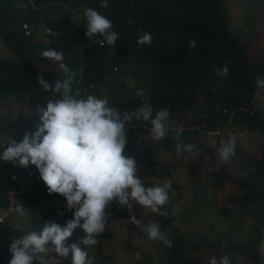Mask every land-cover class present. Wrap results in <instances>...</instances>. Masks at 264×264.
<instances>
[{"label":"trees","instance_id":"obj_1","mask_svg":"<svg viewBox=\"0 0 264 264\" xmlns=\"http://www.w3.org/2000/svg\"><path fill=\"white\" fill-rule=\"evenodd\" d=\"M224 1L115 0L111 7L101 8L100 0H75L70 8L58 6L56 9L52 2L59 4L60 0H0V41L5 48L19 56L17 60H0V101L5 96H11L14 101L21 104V112L24 109L29 110L28 115L34 112L36 130L39 123L37 105L45 106L49 100L59 98L52 91H45L37 83L36 76L41 74L49 82L62 76L59 66L57 70L40 69L36 63L46 60L40 55L41 51L55 49L63 52L64 63L71 70L80 73L72 85L74 91L79 90L83 96L92 94L101 98V92L104 89L99 88L104 86L105 90H114L115 95L111 97L114 98L113 106L119 108L121 112L135 109L140 105L141 98L135 95L137 89H142L146 93L144 98L152 104L154 112L168 107L173 115L180 107L197 108V116L193 125V131L196 134L192 133V136H188L183 130L180 137L185 145L196 146L192 152L205 151L213 159L208 141H198L196 138L199 135L202 139L211 137L210 134L214 132H217L219 136L228 129L227 125L235 127L240 123H246L248 130L259 128L264 139V118H258L260 110L253 104L254 94L259 87L256 84V78L260 77L264 80V58L254 65L248 61L246 43L239 44L237 35L232 34L227 28L225 14L220 7ZM48 2L58 13L57 17H51L52 9ZM86 7L97 9L111 20L113 30L118 33L119 37L115 45H107L100 35L94 36H100L103 40L101 45L95 44L82 52L79 47L67 49L65 43H60L63 38L64 42L69 40L70 36L63 31V28L76 13H80V30L87 38L85 35L87 23L83 16V9ZM40 18H43L42 36L46 29L49 33L44 36L46 41L42 37L39 42L36 41L38 39L36 24ZM24 23L31 30L28 36H24L21 30V25ZM138 28L151 33L153 36L151 46L137 45V37L142 34L137 32ZM193 39L196 44L190 51L189 42ZM105 47L110 51L108 56L104 50ZM95 49H99V52ZM106 59H109L112 71L115 72H118L120 64H123V69L119 71V79L127 71L132 78V85L119 81L120 84L115 89H111L113 86L109 83L110 79L105 83H100V79L106 74ZM226 62H230L227 75L222 72ZM94 87L96 89H93ZM110 96L109 93L106 98L109 100ZM29 117L31 116L18 117L9 126L15 128L17 121L21 120L25 122L24 126H27ZM127 128L126 152L137 159V175L146 187H152L154 184L160 185L158 179L168 175L169 164L159 163L151 146L145 145L141 140L146 129L151 128L150 124H142L133 120ZM174 130L170 129L166 138L156 140V145L176 155ZM236 152L235 150V154ZM255 154H258V158L253 160L237 155L236 158L246 168L244 174L237 180L231 179L225 172L227 165L223 164L224 161H220L219 164L214 163L210 172L205 175L207 179L204 180V187H207V184H211L215 189L223 185L232 186L231 192L226 191L223 203L216 208L217 213L224 220H228L229 215L237 206L258 204L264 208L262 203L264 201V140L262 148ZM183 155L185 152L181 156ZM241 163L237 165L241 166ZM215 167L217 169L214 171ZM12 174L15 180L10 179ZM25 178H30L33 183L26 185L18 197L29 209L37 208V215L30 221L26 232L39 231L48 221L64 225L65 221L72 218V212L65 208V199L59 194L48 192L34 165L22 168L17 162L3 160H0L1 211H8L7 193L24 185ZM176 188L177 186L172 182L171 190H176ZM40 199L45 201V204L39 207L37 204ZM175 199L176 197L169 199L164 206L166 215L153 213L161 229L168 227L171 223L170 210L174 206ZM198 201V206L203 203ZM107 211L110 213L107 219L127 220L129 217V213L121 209L116 202H113ZM246 215L247 212H244L242 218ZM258 222L260 223V220ZM258 222H256L257 225ZM228 224L231 228L228 234V239H230L235 234L236 228L235 225ZM263 224L261 222L259 229L255 224L251 226L252 230L257 233L254 239L250 233H247L252 236L247 240L249 245H251L250 242H257L260 236L258 231L263 228ZM136 229L139 228L128 223L125 233L128 235L135 231L138 234L140 231ZM21 235L6 223L0 224V264H8L12 258L9 245L13 238ZM84 236L85 233L79 228L72 235L78 239ZM109 236L110 233L104 232L96 237L98 243L92 248L93 252L88 253L93 263L116 264L101 250V242ZM197 240L202 241L199 237H196L195 241ZM174 241L171 249L163 244L160 246L162 252L174 258L171 261L172 264H202L199 259L201 256L189 258L187 255L190 252H196L195 243L177 239ZM176 242L179 243V247L176 246ZM222 245L225 246L224 243ZM184 246H188V249H183ZM206 246L211 247L212 243H206ZM251 255L252 264H264L258 252L253 251ZM53 256L56 259L54 252ZM60 261L61 264H72L70 257L60 258Z\"/></svg>","mask_w":264,"mask_h":264},{"label":"clouds","instance_id":"obj_2","mask_svg":"<svg viewBox=\"0 0 264 264\" xmlns=\"http://www.w3.org/2000/svg\"><path fill=\"white\" fill-rule=\"evenodd\" d=\"M100 7L107 8L108 0H101ZM83 16L87 23L85 35L88 39L100 35L107 45L116 44L119 37L113 30L111 20L91 7L83 9ZM24 24L27 26V34L24 29L21 30L24 36H28L31 30ZM137 32L142 33L137 37V45L151 46V33L142 28H138ZM48 33L47 29L44 30V36ZM195 44L194 39L189 42L190 51ZM40 55L58 63L62 76L49 82L43 75L37 74V83L59 98L49 100L45 106L37 105L39 123L36 130H26L19 143L9 140L0 160L17 162L22 168L34 165L48 192L59 194L65 199V208L72 212V218L65 221L64 225L54 221L45 222L39 231L32 230L13 238L9 245L12 258L8 264H61L60 259H45L41 256L50 250L56 257H70L72 264H93V260L81 245L94 246L98 243L96 237L105 232L110 214L107 210L114 201L121 209L128 211L127 223L143 226L149 240L161 242L171 249L173 241L166 231L161 230L158 223L142 225V221L133 214L135 205L149 209L157 215H166L164 206L169 202L171 182L165 181L162 185L146 187L137 175L136 157L126 152L127 126L133 120L150 124L155 140L166 138L170 131L169 108L163 107L154 112L152 104L144 98L146 93L137 89L135 95L141 98L140 105L121 112L106 97L98 98L92 94L83 96L79 90H73L72 85L80 73L71 70L64 63L62 51L46 49ZM228 63L230 62H226L222 69L225 75L228 73ZM256 84L264 86V80L257 77ZM182 133V127L175 128L173 139L176 141V155L189 152L192 157L199 153L192 152L195 145L184 144L180 139ZM217 134L212 133L215 136ZM235 147V139L229 138L218 150L221 160L227 162L234 156ZM10 179L15 180V176L10 175ZM24 188L25 185H20L17 190L9 191L8 199L18 197ZM23 209L18 204L16 212L23 215ZM78 228L85 236L79 243H69ZM136 256L139 259L140 253L137 252ZM209 264H231V260L228 255H223L219 261L212 257Z\"/></svg>","mask_w":264,"mask_h":264},{"label":"rangeland","instance_id":"obj_3","mask_svg":"<svg viewBox=\"0 0 264 264\" xmlns=\"http://www.w3.org/2000/svg\"><path fill=\"white\" fill-rule=\"evenodd\" d=\"M74 1L75 0H60L59 4L53 2L52 4H54L56 9L58 6L70 8ZM114 3L115 0H108V7H111ZM48 4L50 5L49 2ZM220 7L225 14L228 30L232 34L237 35L239 44L246 43V47H248L246 51L248 61L251 65L257 64L264 58V0H225ZM50 8L52 9L51 17H57L58 13L55 9L51 5ZM42 20L43 18H40L36 24V26H38L36 32V37L38 39H36V41L39 42L42 40V37H44L42 36ZM80 25V13H76L64 26L63 31H65L70 38L67 42H64V38H61L62 40L60 43H65L67 49L79 47L82 52L84 49H88L95 44L99 45V42H103L100 36H93L90 39L85 38L80 30ZM44 41H46L45 37ZM95 50L99 52V49ZM104 50L107 52L108 56V52H110L109 49L105 47ZM18 58L19 56L17 54L5 48L0 41V60H17ZM36 66L40 69L57 70L59 65L56 62L46 59L37 62ZM111 66L112 64L109 59H106V74L100 79V83H105V81L107 82V80L110 79L111 81H109V83L113 86L111 89H115V87L120 84L119 81L124 82L126 85H132V78L127 74V71H125L126 74L121 75L122 77L119 79V71L123 69V64H120L118 72L112 71ZM93 89L96 88L94 87ZM99 89H104V91L101 92V98L108 97V94H111L109 103L113 106L114 98L111 97L115 95L114 90H105L104 86ZM253 104L260 110L258 118H264V86H259L257 88L254 94ZM20 108L21 104L14 101L11 96H5L0 101V155L3 153V147L7 146L9 143V140H15L18 143L23 138L26 130L31 132L35 130L34 118L36 115L33 114L34 112L28 115L30 113L29 110L24 109V111L21 112ZM196 109L180 107L176 113L170 116L168 121L169 128L175 129L177 127H182L188 136H192V133L196 134V132L193 131V125L197 116ZM19 113H21L22 117L26 115L27 117L31 116L28 118V125L24 126L25 122L21 120L17 121L15 128L14 126L10 127L9 124L13 122L14 119L21 117ZM227 127L228 129L219 136L210 134L211 137L208 136L202 139L199 135L196 138L198 141H208L211 152L213 153V159L212 156H208L205 151H199V153L193 154L192 157L189 156V152H185L183 156H176L171 152L162 150L156 145V140L153 138L150 128L146 129V132L142 134L141 140L145 145L151 146V150L157 161L159 163L166 162L169 164L168 175L166 177L161 176L158 179V183L161 185L165 181H170L171 183L174 182L177 186L176 190H171L169 193V199H174L176 197L173 204L174 206H172L170 210L171 223L168 227L161 230L166 231L173 242L177 239L195 243L197 247L196 252H190V254L188 253L187 255L189 258L201 256L199 259L202 264H209L212 257L217 258V261H219L220 257L223 255H228L231 264H252L251 254L253 251L258 252L262 256L264 263V224L263 228L258 231L260 236L257 242H250L251 245L247 243L248 238L253 236L254 239L257 233V231L252 230L251 226L255 224L259 229L261 222L264 223L263 206L258 204L252 206H237L229 215V221L224 220V218L217 213L216 208L223 203L226 191L227 193L231 192L232 186L223 185L215 189L211 184H207V187H204V180L207 179L205 175L210 172L209 170H211V166L214 163L219 164L220 161H222L219 158L218 150L229 138L235 139V150L237 152L227 162H222L227 165L225 172L231 179L237 180L246 170L244 164L236 158L237 155L253 160L258 158V154H255V152L258 153L262 148L264 139L259 128L248 130L246 123H240L235 127H229V125H227ZM20 135L21 137H19ZM237 163H241V166L237 165ZM216 169L215 167L214 171ZM24 183L26 186L33 183V180L25 178ZM153 186H157V184ZM198 200H200L201 203L203 202L199 206ZM262 203L264 204V201ZM18 204L24 208L23 215L16 212ZM43 204H45V201L40 199L37 205L40 207ZM36 212V207L34 209H29L19 197H10L8 211L3 212L0 210V217L2 218V223H6L10 228L23 235L27 233L28 225L37 215ZM244 212H247V215L242 218ZM133 214L142 221V225L153 222L159 224V221L155 219L153 213L149 209L134 205ZM258 220H260V223ZM126 221V219H107L105 233H110V236L101 242V250L104 254L109 256L112 262L116 264H172L171 261H173L174 258L162 252L160 249L161 242L148 239L147 234L143 230V226L138 227V230L136 229V231H140L138 234L133 231L127 235L125 233V229L128 226ZM256 222H258V225ZM228 223L235 225L236 228L235 234L233 236L231 235L232 238L230 239H228V234L231 228ZM247 233H250L252 236ZM196 237L201 238L202 241H195ZM80 240L81 239L76 237H71L69 243H79ZM222 242L225 246L222 245ZM206 243H212L214 247H208ZM94 246L81 245L87 253L93 252L92 248H94ZM176 246L179 247V243L176 242ZM188 246H184L183 249H188ZM221 247H223L222 252ZM255 247H258V249H255ZM137 252L140 253L139 259L136 256ZM41 256L45 259L54 258L53 251L51 250L41 254ZM56 259L60 258L56 257ZM37 264H39V262H37ZM93 264H97V262ZM99 264L110 263L101 262Z\"/></svg>","mask_w":264,"mask_h":264},{"label":"built area","instance_id":"obj_4","mask_svg":"<svg viewBox=\"0 0 264 264\" xmlns=\"http://www.w3.org/2000/svg\"><path fill=\"white\" fill-rule=\"evenodd\" d=\"M21 28L24 29V30H25V34H27V31H26L27 26H26L25 24H23V25L21 26ZM12 179H13V177H12ZM1 223H2V218L0 217V224H1Z\"/></svg>","mask_w":264,"mask_h":264}]
</instances>
